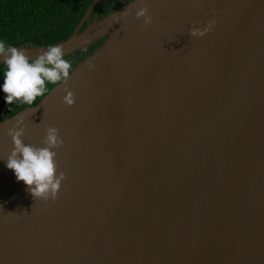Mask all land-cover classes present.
Segmentation results:
<instances>
[{
	"label": "water",
	"instance_id": "1",
	"mask_svg": "<svg viewBox=\"0 0 264 264\" xmlns=\"http://www.w3.org/2000/svg\"><path fill=\"white\" fill-rule=\"evenodd\" d=\"M104 1L56 43L77 60L104 38L74 104L58 84L0 122V158L17 122L37 147L57 127L65 174L34 200L0 159V264H264V0H146L148 25Z\"/></svg>",
	"mask_w": 264,
	"mask_h": 264
},
{
	"label": "clouds",
	"instance_id": "2",
	"mask_svg": "<svg viewBox=\"0 0 264 264\" xmlns=\"http://www.w3.org/2000/svg\"><path fill=\"white\" fill-rule=\"evenodd\" d=\"M140 6L135 9L136 19L143 18V24L148 25L152 17L148 14L146 0H135ZM131 9L115 14L114 20H120L122 15H129ZM215 21L208 22L203 30L190 29L193 36L204 35L211 31ZM66 53L62 45H50L44 51L32 57L26 49H18L0 39V63L3 64V79L0 82L5 105L20 102L25 105H33L40 97H44L50 86L64 84L65 95L62 102L71 106L75 102L74 93L67 88L66 83L73 70L72 62L66 59ZM95 65L89 63V70ZM25 127L22 122H17L7 130L12 139V149L3 159L5 166L11 169L17 181H23L28 186V191L34 200H55L61 182L65 174L58 170L56 161L58 149L63 143L60 131L57 127L47 126L42 140V146H34L25 143L22 137Z\"/></svg>",
	"mask_w": 264,
	"mask_h": 264
},
{
	"label": "trees",
	"instance_id": "3",
	"mask_svg": "<svg viewBox=\"0 0 264 264\" xmlns=\"http://www.w3.org/2000/svg\"><path fill=\"white\" fill-rule=\"evenodd\" d=\"M130 0H105L99 7L97 18H102ZM93 0H0V39L11 46L53 45L67 39L81 20ZM94 19L92 13L89 21ZM85 25L82 27L84 28ZM104 38L88 47L85 53L73 60L79 52L66 56L72 65L97 49ZM3 64L0 69V82L3 79ZM54 86V85H53ZM50 86V89L53 87ZM0 92V122L19 110L33 105L15 102L5 105Z\"/></svg>",
	"mask_w": 264,
	"mask_h": 264
},
{
	"label": "flooded vegetation",
	"instance_id": "4",
	"mask_svg": "<svg viewBox=\"0 0 264 264\" xmlns=\"http://www.w3.org/2000/svg\"><path fill=\"white\" fill-rule=\"evenodd\" d=\"M93 21V20H92ZM2 66V65H1ZM1 66H0V69H1Z\"/></svg>",
	"mask_w": 264,
	"mask_h": 264
}]
</instances>
